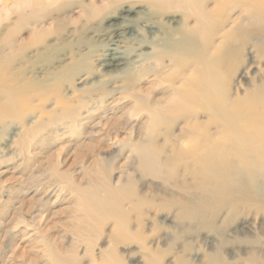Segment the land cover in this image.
Listing matches in <instances>:
<instances>
[{
  "label": "bare ground",
  "instance_id": "1",
  "mask_svg": "<svg viewBox=\"0 0 264 264\" xmlns=\"http://www.w3.org/2000/svg\"><path fill=\"white\" fill-rule=\"evenodd\" d=\"M28 1L14 0L12 6ZM30 1L35 9L41 2ZM148 2L153 13L160 16L181 12L183 23L171 25L162 37L152 40L154 51L145 57L148 62L125 55L123 40L130 32L124 31L121 23L113 24L115 33L99 64L105 68V74L121 75V86L80 93L72 85L67 87L71 93L65 95L63 81L71 84L70 76L63 79L56 71L46 70L43 77H26L22 67H13L15 51L24 55L29 49L45 48L40 31L33 33L31 44H21L9 53L3 51L16 46V35L13 33V40L5 39V45H0V139L2 128L17 119L11 143L16 149L30 147L31 136L41 129L80 128L102 108L113 110L116 104L109 105L110 96L113 99L120 93L115 101L123 102L127 97H135L141 108L135 104L129 108V115L151 112L142 124L131 126L139 143L136 170L140 174L135 179L147 176L160 182L158 186L165 191V198L154 205L158 211H174V220L167 227L175 230L165 236L166 241H151L140 221L139 228L132 232L131 207L126 209V202L133 203L138 214L145 203L135 193L133 176L129 175L114 181L105 177L102 185L77 188L81 194L78 204L86 212L85 220L91 230L98 234L104 222L112 220L116 226L115 240L135 241L150 264H164L171 250L163 247L171 236L173 242L185 239V245L175 252L177 257H185L186 251L194 248L195 237L190 231L198 226L209 231L213 228L214 236H206L209 251L201 258L204 264H229L227 260L235 261L242 255H246L247 264H264V67H257L264 66V0ZM11 3L0 0V13L11 8ZM226 15L231 16L228 21ZM23 19L19 13L16 22L22 23ZM250 59L251 64L245 65ZM253 63L257 66L249 72ZM243 65L248 69L235 78ZM150 71L155 72V79H150L153 86H165L161 97L153 94L151 86L142 85L145 76L151 77ZM30 113L31 118L24 120ZM107 116L101 120L110 121ZM242 214L245 216L241 221L229 230V224ZM166 220L167 216L159 222ZM225 222L228 228L221 227ZM243 234L247 235L240 236ZM108 261L122 264L115 241L99 264ZM54 264H77L76 256L66 260L56 257ZM89 264H95V259Z\"/></svg>",
  "mask_w": 264,
  "mask_h": 264
},
{
  "label": "rangeland",
  "instance_id": "2",
  "mask_svg": "<svg viewBox=\"0 0 264 264\" xmlns=\"http://www.w3.org/2000/svg\"><path fill=\"white\" fill-rule=\"evenodd\" d=\"M10 1L11 8L3 9L0 13V45L4 46L5 39L12 37L13 40L16 35L13 40L16 46L3 52H13L21 44H31L33 33L40 31L45 38L42 46L45 48L41 51H36V48L29 49L24 55L15 54V51L13 67H22L26 77L33 74L43 77L44 73L53 70L63 79L70 76L71 84L68 80L63 81L66 84L62 89L65 95L71 93L67 87L72 85L80 93L98 87L122 85L121 75H107L104 73L105 68L99 64L108 51L107 43L115 33L116 26L113 24L121 23L122 29L130 32L123 40L122 49L125 55L148 62L145 57L154 51L152 40L162 37L171 25H176L179 21L183 23L181 12L161 16L153 13L148 0H41L36 9L30 0L26 4L14 3V7V0ZM19 13L24 17L22 23L16 22ZM229 17L231 16L226 15L225 19L228 21ZM217 23L221 21L218 20ZM150 31L156 32L155 35ZM248 49L251 50V47ZM247 64H251V59L245 61V65ZM245 65L240 67L235 78H239V74L248 69ZM255 66L257 65L253 63L248 71L254 70ZM257 67L262 69L264 66ZM148 75L151 77L145 76L146 80L142 85L151 86L157 98L164 95L162 88L165 86H153L150 81L151 78L155 79V72L150 71ZM118 90L121 91L120 88ZM117 95L113 99L108 96L107 99L109 105L116 104L114 109L107 108L102 111V108L98 114H93L94 117L89 123L80 126L82 131L79 127H62L59 131L54 130L56 127L47 131L41 129L31 136L30 147H19L25 149V153L11 143V135L19 120L14 119V123L8 121L2 128L0 264H54L56 257L66 260V257L72 255L76 256L77 264H89L93 259L95 264H99L112 241L118 244L122 264H150L148 257H143L141 250L137 249L135 241H125L126 238L114 239L116 226L112 220L105 221L98 234L86 222V212L78 204L81 194L77 188L98 183L102 185L105 177L114 181L119 177L133 176L134 191L145 203L141 208L142 213L138 214L134 210V204L126 202L125 208L131 207L129 227L133 233L139 228L141 221L142 229L147 232L151 241H166L165 236L169 233L172 235L175 228L169 227L170 225L167 227V224L174 220V211H158L154 205V202L165 198V191L158 186L160 182L147 176L135 179L140 174L136 170V146L139 143L133 137L135 132L131 126L142 124L151 112L139 114L142 118L135 114L131 116L128 113L129 108L131 110L135 104L141 108V103L131 96V100L127 97L125 102H118L115 100L120 93ZM105 105L108 106L107 103ZM31 114L27 116V113L24 120L30 119ZM106 114L110 121L105 118L101 120ZM43 133L45 134L42 137ZM166 216V222L160 223ZM244 216L240 215L235 220L236 223L231 222L229 230ZM224 226L228 228L227 222L221 225ZM117 228L119 229L118 226ZM210 229L209 231V228L198 226L190 231L189 234L195 237L192 240L194 248L186 251L185 257L175 255L176 248L181 249L180 246L185 245V239L173 242L171 236V240L164 247L160 244V247L171 250L166 255L164 264H176L182 260L187 264H204L201 258L204 252L209 251L205 245L206 236H214L216 233L213 228ZM245 256L242 255L235 261H227L229 264H247ZM108 264L113 263L108 261Z\"/></svg>",
  "mask_w": 264,
  "mask_h": 264
}]
</instances>
